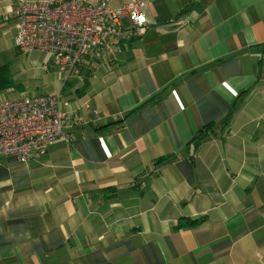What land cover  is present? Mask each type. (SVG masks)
Instances as JSON below:
<instances>
[{
    "label": "crops",
    "instance_id": "obj_1",
    "mask_svg": "<svg viewBox=\"0 0 264 264\" xmlns=\"http://www.w3.org/2000/svg\"><path fill=\"white\" fill-rule=\"evenodd\" d=\"M130 1L143 34L60 69L73 140L0 162V264H264V0Z\"/></svg>",
    "mask_w": 264,
    "mask_h": 264
},
{
    "label": "built area",
    "instance_id": "obj_2",
    "mask_svg": "<svg viewBox=\"0 0 264 264\" xmlns=\"http://www.w3.org/2000/svg\"><path fill=\"white\" fill-rule=\"evenodd\" d=\"M111 1L22 2L14 17L17 50L25 55L49 54L58 67L73 68L103 44L109 29L120 38L117 30L123 18L138 35L147 30L140 3L130 1L114 9ZM67 118L61 109L60 96L39 95L0 102V162L4 157H15L28 163L58 140L71 142Z\"/></svg>",
    "mask_w": 264,
    "mask_h": 264
},
{
    "label": "rangeland",
    "instance_id": "obj_3",
    "mask_svg": "<svg viewBox=\"0 0 264 264\" xmlns=\"http://www.w3.org/2000/svg\"><path fill=\"white\" fill-rule=\"evenodd\" d=\"M5 55L3 66L10 70L12 88L0 93V102L23 99L27 96L52 95L59 93L60 67L49 54L35 52L20 53L8 36L0 43ZM53 96V95H52Z\"/></svg>",
    "mask_w": 264,
    "mask_h": 264
},
{
    "label": "trees",
    "instance_id": "obj_4",
    "mask_svg": "<svg viewBox=\"0 0 264 264\" xmlns=\"http://www.w3.org/2000/svg\"><path fill=\"white\" fill-rule=\"evenodd\" d=\"M12 82L10 79V70L7 66L1 67L0 68V93L4 90H7L9 88H12ZM42 96H47V95H42ZM160 96H157L156 98H159ZM158 99H156L157 102ZM228 125V120L225 119L223 121H220L219 123H211L207 126H205L200 132L197 134V138L195 140V147L198 148L202 142L203 139L208 137L210 133L216 132V128L218 126H221L222 128H226Z\"/></svg>",
    "mask_w": 264,
    "mask_h": 264
}]
</instances>
